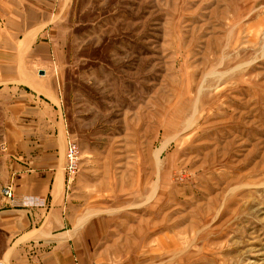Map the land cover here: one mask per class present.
Masks as SVG:
<instances>
[{"label":"rangeland","instance_id":"rangeland-1","mask_svg":"<svg viewBox=\"0 0 264 264\" xmlns=\"http://www.w3.org/2000/svg\"><path fill=\"white\" fill-rule=\"evenodd\" d=\"M52 40L65 202L99 264H264V0H68ZM4 94L0 209L35 207L10 184L34 136Z\"/></svg>","mask_w":264,"mask_h":264},{"label":"crops","instance_id":"crops-1","mask_svg":"<svg viewBox=\"0 0 264 264\" xmlns=\"http://www.w3.org/2000/svg\"><path fill=\"white\" fill-rule=\"evenodd\" d=\"M67 2L0 1V96L13 98L17 110L11 119L27 120L25 130L34 136L28 151L15 149L19 158L12 163L10 184L19 197L48 201L44 207L0 209L6 234L0 257L6 264H99L93 254L95 227L74 220L65 202L69 135L52 32ZM25 132L17 128L12 134Z\"/></svg>","mask_w":264,"mask_h":264},{"label":"built area","instance_id":"built-area-1","mask_svg":"<svg viewBox=\"0 0 264 264\" xmlns=\"http://www.w3.org/2000/svg\"><path fill=\"white\" fill-rule=\"evenodd\" d=\"M0 1H8V0H0ZM77 144L75 141L73 140H69L68 141V145H67V153H66V170L67 172H69L70 174L73 173L77 167L78 164V160H77ZM5 194L12 198L13 195V191L11 188H6L5 189ZM21 202L24 205H30V206H44L46 205L45 200L43 198H36V197H32V196H23L21 199ZM0 264H4L0 261Z\"/></svg>","mask_w":264,"mask_h":264}]
</instances>
